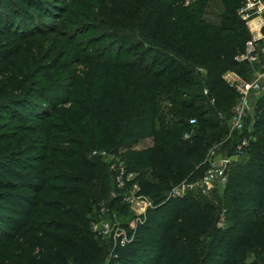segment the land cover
Segmentation results:
<instances>
[{
  "label": "trees",
  "instance_id": "16d2710c",
  "mask_svg": "<svg viewBox=\"0 0 264 264\" xmlns=\"http://www.w3.org/2000/svg\"><path fill=\"white\" fill-rule=\"evenodd\" d=\"M58 2L0 0V264H250L248 253L264 256V98L252 125L256 140L227 175L226 202L217 189L169 197L181 181L203 176L212 146L236 153L243 139L237 132L239 141L231 139L218 116L230 118L239 98L223 75L242 74L235 58L249 39L237 12L243 0H222L221 26L202 22L185 0H154L133 40L123 38L130 50L97 62L67 40L63 59L58 44H39L37 19L55 22ZM161 99L180 118L174 133L156 128ZM147 113L154 145L129 151V159L156 153L157 165L151 177L127 171L154 204L134 228L119 224L125 244L106 242L83 226L92 191L103 204L122 196L111 198L116 169L93 152L119 156ZM190 115L196 124L184 123Z\"/></svg>",
  "mask_w": 264,
  "mask_h": 264
},
{
  "label": "rangeland",
  "instance_id": "374dc122",
  "mask_svg": "<svg viewBox=\"0 0 264 264\" xmlns=\"http://www.w3.org/2000/svg\"><path fill=\"white\" fill-rule=\"evenodd\" d=\"M153 2L154 0H66V2L59 0L57 7L62 8V12L55 22L45 23L43 18L37 19V26L40 30H43L41 35L38 33L41 36L38 37V39H41L39 44L47 43V46L58 44L60 47L56 56L62 59L65 58L63 48H67V51L71 49L68 47L66 40L71 42L70 46L81 52V55L86 58L85 61L93 58L97 62L99 57L118 59L121 54H124V51L130 50L128 46L123 47V38L126 37L133 40L136 36L135 29L138 24L146 22L150 17ZM185 6L193 9L198 18L205 24L223 25L225 9L222 0H185ZM245 25L249 32L248 40H250L257 30L253 29L252 31L246 23ZM51 30L54 31L51 32ZM63 45L67 47H63ZM256 49L258 57L256 67L262 70L264 68V37L258 43ZM133 58V56H126L127 61H131ZM246 62L248 61H241V76L244 80L250 82L254 79V71H252L254 65ZM80 70L85 72L87 68L82 66ZM199 70L202 71V68H199ZM113 83L117 84V80L114 79ZM262 85L263 88L260 92L252 91L249 93L250 110L243 119L244 127L242 130H232L229 122L230 118L226 117L223 111V114L221 112L218 113L222 120V125L227 129L231 139L236 137L237 134L235 132H237L239 135L240 133L242 134L243 139L248 140V144L256 140L252 125L256 120L258 101L264 98V76ZM238 102L239 98L236 99L231 107V113L234 112ZM169 105V100L161 99L158 101V112L154 117L156 119L155 124L159 131L166 129L167 132L174 133L176 128H178L177 122L180 121V118L173 116L169 112ZM152 117L150 113L145 115L146 123L139 127V137L124 143L120 149L119 156H108L105 158V162L110 165V169H114L115 166L121 164L127 170L129 165L136 172L135 174L146 171L148 176L151 177L157 165V154L154 153L138 160H130L129 151H139L154 145L153 138L147 135L150 130L148 122ZM192 117L191 115L185 117L183 119L184 123L188 122ZM192 129L195 130L196 127H192ZM184 138L187 137L184 136ZM239 138L236 137V142L239 141ZM218 145L220 147L219 153L232 157V163L226 168V174L228 175L234 168V160L239 158V156L232 149L222 148V143H218ZM245 149L242 158H246L245 156L248 153V149ZM217 193L218 197L226 202L227 193L224 192V189H217ZM125 194H129V190L121 192L112 185L111 198ZM91 198L94 203L90 202L89 209L86 211L89 221L83 226L94 232L97 238L99 237L101 240L109 242L111 233L116 230L120 223L134 224L137 211L132 203L122 201L123 204L115 203L112 205L110 202L103 204L97 200V191L95 189L92 191ZM125 210L127 213H125ZM227 218L228 215L222 210L218 226L224 228L229 223ZM105 225H108L109 228H105ZM245 260L250 264H264V256L257 257L252 253H248Z\"/></svg>",
  "mask_w": 264,
  "mask_h": 264
},
{
  "label": "built area",
  "instance_id": "2783aa9c",
  "mask_svg": "<svg viewBox=\"0 0 264 264\" xmlns=\"http://www.w3.org/2000/svg\"><path fill=\"white\" fill-rule=\"evenodd\" d=\"M238 15L249 26L250 30L256 29L257 32L247 41L245 51L236 56V60L248 61L254 65V79L250 82L244 80V78L234 71H228L223 75L224 80L232 87L236 89L239 94V102L235 108L232 116L229 119L231 129L238 131L244 127L243 119L247 116L249 105V93L260 92L263 88L262 78L264 76V68L262 70L256 67L258 63L257 57V45L264 37V0H243L242 5L238 9ZM189 123L196 124V119L190 118ZM186 137L189 135L186 134ZM248 145L247 139H242L236 146V155L241 156L244 154V149ZM220 147L215 144L207 152L205 162L208 164L206 172L197 180H183L179 184L175 185L170 193L169 197H183L189 191H200L202 194L208 195L215 189H224L227 183L226 168L232 163V157L219 153ZM94 155H101L108 157L105 152L94 151ZM116 177L115 184L118 191L125 192L129 190V194L122 196V201L132 203L137 211V217L134 224H130L132 228L137 223H142L145 213L148 208L153 207V200L148 196L140 193V186L135 181V174L128 172L121 164L115 166ZM127 183H130L127 189ZM105 228H109L105 225ZM110 238H114L115 241H119L121 245L128 241L127 235L123 230L118 231V226ZM118 238V239H117Z\"/></svg>",
  "mask_w": 264,
  "mask_h": 264
}]
</instances>
